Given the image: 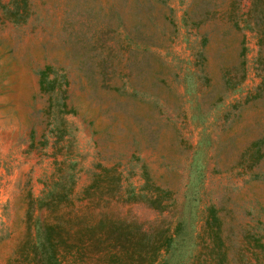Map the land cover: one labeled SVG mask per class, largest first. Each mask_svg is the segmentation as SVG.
<instances>
[{
  "label": "rangeland",
  "instance_id": "1",
  "mask_svg": "<svg viewBox=\"0 0 264 264\" xmlns=\"http://www.w3.org/2000/svg\"><path fill=\"white\" fill-rule=\"evenodd\" d=\"M21 1L0 0V264L19 262L36 224L53 221L38 201L64 159L77 165L60 212L181 224L189 264L214 206L221 264H264V84L255 35L219 16L230 1L211 0L197 28L188 0ZM45 65L68 81V141L50 130ZM129 185L169 191L167 210L126 202Z\"/></svg>",
  "mask_w": 264,
  "mask_h": 264
},
{
  "label": "trees",
  "instance_id": "2",
  "mask_svg": "<svg viewBox=\"0 0 264 264\" xmlns=\"http://www.w3.org/2000/svg\"><path fill=\"white\" fill-rule=\"evenodd\" d=\"M229 8L220 17L224 18L236 30L248 31L255 35L258 52L255 59L256 71L264 84V0H229ZM26 4V0H22ZM19 0H9L8 5L17 6ZM184 19L197 28L209 14L211 0H188ZM243 4V6H242ZM199 9H201L199 11ZM205 41L198 50L204 58ZM245 55V34L241 39L239 67L243 68ZM40 92L48 96L45 111L50 120V130L59 140H67L72 136V123L66 116L73 110L68 106V81L64 73H59L52 65H45L38 71ZM230 78L225 84L229 85ZM71 137L69 138V140ZM264 142V137L255 143ZM59 162L58 178L46 189L43 199L38 201L39 207L53 215V221L44 220L36 224L34 238L22 249L15 264H182L184 251L182 244L186 241L182 233L184 226L178 224L173 230L170 226L145 229L135 220L119 217L102 216L93 220L85 213L62 211L72 194L75 184L74 161ZM67 164V165H65ZM108 170V169H106ZM116 181L120 177L117 175ZM150 183H146L148 185ZM97 186L92 183L88 189ZM125 189L126 202L145 201L154 209L163 212L167 204L160 199L161 194H169L167 190L153 187L151 194L144 192V187L129 185ZM160 193V194H159ZM216 227L217 229L213 228ZM30 228V226H29ZM207 229V230H206ZM208 231V232H207ZM188 238H191L189 236ZM196 238L199 244H206L205 250L190 253L189 264H221L226 252L220 248L222 242L219 228V217L214 206L207 209L202 234ZM193 237V243H194ZM212 244L209 246L208 244Z\"/></svg>",
  "mask_w": 264,
  "mask_h": 264
}]
</instances>
